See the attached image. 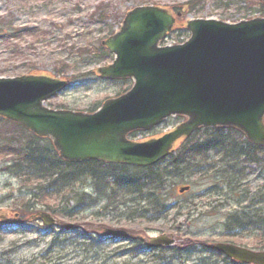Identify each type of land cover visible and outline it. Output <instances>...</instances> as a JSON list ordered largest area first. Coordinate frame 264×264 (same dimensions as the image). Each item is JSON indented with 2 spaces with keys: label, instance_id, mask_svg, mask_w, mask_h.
<instances>
[{
  "label": "rangeland",
  "instance_id": "rangeland-1",
  "mask_svg": "<svg viewBox=\"0 0 264 264\" xmlns=\"http://www.w3.org/2000/svg\"><path fill=\"white\" fill-rule=\"evenodd\" d=\"M189 1L0 0V30H4L0 34V76L34 72L68 78L69 87L47 104L91 111L132 84L130 79H102L97 68L114 59L113 54L105 59L100 48L110 35L108 27L114 23L118 29L126 12L135 6L166 2L182 6L183 14L166 43L189 37L184 26L191 17L236 21L264 16V0ZM98 9L106 12L104 21L94 15ZM180 119L169 118L161 132L160 127L134 136L141 141L157 137ZM33 143L47 144L45 140L34 142L29 132L0 117V209L22 218L46 211L61 222L54 227L41 221L0 223V264H229L207 251L203 242L264 245V153L258 152L256 162L242 157L232 167L241 174L229 179L231 185L212 171L203 176L189 169L184 174H164L160 188L146 185L139 190L118 177L140 176L137 168L98 162L67 167L58 176L41 181L29 180L24 163L15 162L23 157L19 152L24 145ZM205 156L224 168L221 154L208 151ZM185 185L191 189L180 193ZM161 235L176 237L179 245L192 243L184 245L180 255L170 246L147 244Z\"/></svg>",
  "mask_w": 264,
  "mask_h": 264
},
{
  "label": "water",
  "instance_id": "water-1",
  "mask_svg": "<svg viewBox=\"0 0 264 264\" xmlns=\"http://www.w3.org/2000/svg\"><path fill=\"white\" fill-rule=\"evenodd\" d=\"M181 15L156 4L126 12L120 28L102 41L113 62L99 66L97 73L104 79L131 78L133 84L95 111L48 106L46 101L66 89L69 79L26 73L0 76V117L49 138L59 155L74 163L146 167L201 127L235 128L252 144L264 146V16L239 21L191 17L185 23L188 39L163 45ZM174 115L185 120L171 131L145 141L128 138ZM38 219L57 223L44 211L25 221ZM21 221L19 213L11 216L0 209L1 223ZM214 247L241 262L264 264V251L223 242Z\"/></svg>",
  "mask_w": 264,
  "mask_h": 264
},
{
  "label": "trees",
  "instance_id": "trees-1",
  "mask_svg": "<svg viewBox=\"0 0 264 264\" xmlns=\"http://www.w3.org/2000/svg\"><path fill=\"white\" fill-rule=\"evenodd\" d=\"M190 1L189 3H191ZM158 4L167 6L175 11L181 10L182 7L179 4L171 2ZM94 15L97 17L98 21H104L106 12L103 9H98L97 11H95ZM1 27L2 26H0V28ZM108 30L110 31L109 34L113 33L115 30V24H111L108 27ZM0 31V34L3 35L4 30ZM100 48L102 51H104L103 53L106 55L105 59H107L108 56L111 55L110 52L104 46H100ZM2 72L4 73V71ZM16 125L21 129L26 130L25 127L21 124ZM232 132L236 133L238 137H234L233 135L229 134ZM29 134L32 136L34 142L44 140L37 137L31 132H29ZM45 141L47 142L45 147L40 146L37 143L29 144L28 146L24 145L23 152L17 151V153H23V157L18 160H16L14 157H11L12 161L16 160V164L24 163V168L27 169L26 176L29 177V180L41 181L44 177H46L47 179L49 177H55L61 174L63 169H66L67 167L72 168L74 165H77L62 161L53 149V146L49 142V140ZM8 151L13 153L15 150ZM208 151H213L217 154L222 155V167L224 168L219 169L218 164L215 161H209L208 157L205 156ZM258 152L264 153V148L253 146L238 131H235L233 129L225 130L221 128H202L195 132L188 140H186V142H184V144H182L180 149H178V151L170 157L169 163L164 166L161 171H158L157 169L161 164L158 163L149 167H136L141 172L140 176L134 175L128 177V175H124L118 177L120 178L121 183L123 182V180H128L127 185H131L129 187H133L135 189L137 188L140 190L142 186L144 188V186L146 185H151L152 187L157 186L160 188L161 182H163L164 179V174H184L187 173L189 169H192L193 173H196L198 175L203 174V176H207V173H210L212 171L214 175L222 176L224 182L226 183L227 181V184L231 185L232 181H230L229 179L232 176L241 174L240 170H233L232 167L239 163L242 157H245L249 162L258 161V158L256 157ZM199 157L203 158L199 159ZM16 166L17 165H13V167ZM111 166L129 167L128 165ZM10 167L11 166H9V168ZM17 167L21 169V167ZM262 247H264V245H262ZM175 254L179 255L180 250L176 249Z\"/></svg>",
  "mask_w": 264,
  "mask_h": 264
},
{
  "label": "flooded vegetation",
  "instance_id": "flooded-vegetation-1",
  "mask_svg": "<svg viewBox=\"0 0 264 264\" xmlns=\"http://www.w3.org/2000/svg\"><path fill=\"white\" fill-rule=\"evenodd\" d=\"M165 124H166V123H165ZM165 124H163V125L157 127V128H160V127H161V129L158 130L159 132H161L162 130L165 129V128H164ZM155 129H156V128H155ZM139 133H140V134H143L144 132H135L134 134H132V137H134V135H138ZM209 203H211V201H210ZM215 203L217 204L216 207H218V206L220 205V204H218V200H216ZM221 242L233 243V244H235V245H239V246H244V247H246V246H245L244 244H242V243L235 242V241H231V240H222ZM203 244H204V246H205V248H206L207 251H209V252H213V253L216 252L215 248L213 247L212 242H203ZM250 248L253 249V250H264V249H260V248H254V247H250ZM217 253H218V252H217ZM218 255H220L221 257H223V258H224V261H226V262L229 263V264H244V263H241V262H239V261H237V260H235V259L229 258L228 256H226V255H224V254H222V253H218Z\"/></svg>",
  "mask_w": 264,
  "mask_h": 264
}]
</instances>
